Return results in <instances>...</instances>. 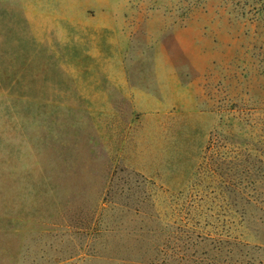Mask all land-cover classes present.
<instances>
[{
  "label": "rangeland",
  "instance_id": "374dc122",
  "mask_svg": "<svg viewBox=\"0 0 264 264\" xmlns=\"http://www.w3.org/2000/svg\"><path fill=\"white\" fill-rule=\"evenodd\" d=\"M19 2L0 0V264H139L149 241L163 264H264V0Z\"/></svg>",
  "mask_w": 264,
  "mask_h": 264
},
{
  "label": "trees",
  "instance_id": "16d2710c",
  "mask_svg": "<svg viewBox=\"0 0 264 264\" xmlns=\"http://www.w3.org/2000/svg\"><path fill=\"white\" fill-rule=\"evenodd\" d=\"M187 239H189V241L191 242V245H188L190 247H185V248H182L180 250H177L178 251V255H181V256H183L185 258L186 257L188 258L190 256V254L187 255L188 251L189 250H192L193 248H195V244L193 242V235L192 234H189V236H187ZM207 239L208 238H205V241ZM157 249H158L157 244H155V242H154L150 246V241H149L146 244V248H144V252H142V254L140 256L136 257V259H139L140 260L139 261L140 262L139 264H163V258H165V256H167V255L165 253L162 254ZM171 255L173 256L175 254L172 253ZM121 259L123 260L124 258H121Z\"/></svg>",
  "mask_w": 264,
  "mask_h": 264
},
{
  "label": "crops",
  "instance_id": "0c3cea01",
  "mask_svg": "<svg viewBox=\"0 0 264 264\" xmlns=\"http://www.w3.org/2000/svg\"><path fill=\"white\" fill-rule=\"evenodd\" d=\"M20 1V0H19ZM17 0V2H19ZM23 0H21L22 2ZM25 1V0H24ZM20 3V2H19ZM72 7H76V4L72 5ZM95 10L96 11V20L99 18H110L115 16L116 11L118 10V3L117 0H92V2L89 3L87 7L83 6L82 10ZM32 12L28 14V18H31ZM64 16L65 14H61ZM71 18L74 20L73 16L71 15ZM31 21H38V20H32Z\"/></svg>",
  "mask_w": 264,
  "mask_h": 264
}]
</instances>
